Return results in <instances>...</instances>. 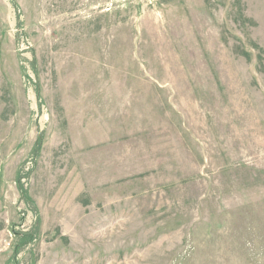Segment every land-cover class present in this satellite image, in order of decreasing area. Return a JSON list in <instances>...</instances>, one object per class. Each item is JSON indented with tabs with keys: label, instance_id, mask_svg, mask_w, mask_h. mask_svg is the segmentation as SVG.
Returning <instances> with one entry per match:
<instances>
[{
	"label": "rangeland",
	"instance_id": "374dc122",
	"mask_svg": "<svg viewBox=\"0 0 264 264\" xmlns=\"http://www.w3.org/2000/svg\"><path fill=\"white\" fill-rule=\"evenodd\" d=\"M0 264H264V0H0Z\"/></svg>",
	"mask_w": 264,
	"mask_h": 264
}]
</instances>
